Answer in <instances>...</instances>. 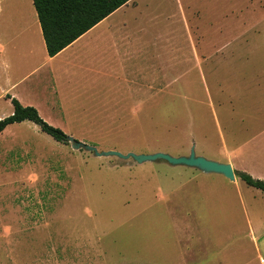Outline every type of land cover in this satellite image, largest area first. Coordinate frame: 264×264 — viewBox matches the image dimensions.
I'll list each match as a JSON object with an SVG mask.
<instances>
[{
    "label": "rangeland",
    "instance_id": "rangeland-1",
    "mask_svg": "<svg viewBox=\"0 0 264 264\" xmlns=\"http://www.w3.org/2000/svg\"><path fill=\"white\" fill-rule=\"evenodd\" d=\"M159 7L167 21L151 32L150 70L111 100L40 117L99 152L179 157L193 147L262 179L253 175L264 176V149L254 159L238 149L264 148L254 140L264 132V0ZM202 175L96 157L13 124L0 136V264H264V194Z\"/></svg>",
    "mask_w": 264,
    "mask_h": 264
},
{
    "label": "crops",
    "instance_id": "crops-1",
    "mask_svg": "<svg viewBox=\"0 0 264 264\" xmlns=\"http://www.w3.org/2000/svg\"><path fill=\"white\" fill-rule=\"evenodd\" d=\"M157 3L159 0H130L49 57L32 0H0V100L8 102V115L13 107L6 96L23 107H33L40 116L42 108L66 112L78 101L104 102L111 100L114 92L119 95L121 84L128 87L131 79L141 76L137 70L151 68V57L149 66L144 65L146 52L158 45H153L151 32L162 31L157 24L167 21L168 13L160 7L153 11ZM162 11H166V19L163 15L153 17ZM130 69L136 70L129 75ZM4 117L0 114V119ZM254 140L264 142V132ZM262 149L247 146L238 151L246 155L251 151L254 159L263 154ZM261 158L258 166L264 168ZM253 176L264 181L260 174ZM202 177L225 187L231 182L216 174ZM238 180L235 177L230 184H238Z\"/></svg>",
    "mask_w": 264,
    "mask_h": 264
},
{
    "label": "trees",
    "instance_id": "trees-1",
    "mask_svg": "<svg viewBox=\"0 0 264 264\" xmlns=\"http://www.w3.org/2000/svg\"><path fill=\"white\" fill-rule=\"evenodd\" d=\"M130 0H32L41 29L47 55L55 56L100 21ZM13 107L11 115L0 119V134L6 127L24 121L39 127L41 132L58 143L68 144V135L59 128L47 124L33 107H23L6 96ZM234 175L248 187L264 194V181L245 172L234 171Z\"/></svg>",
    "mask_w": 264,
    "mask_h": 264
},
{
    "label": "water",
    "instance_id": "water-1",
    "mask_svg": "<svg viewBox=\"0 0 264 264\" xmlns=\"http://www.w3.org/2000/svg\"><path fill=\"white\" fill-rule=\"evenodd\" d=\"M70 146L74 150H84L92 153L96 157H117L120 159H131L137 164L146 162L165 161L171 166H182L195 169L203 174H216L221 175L225 179L233 182L235 180L234 170L230 164L220 163L212 160H208L201 156H196L194 148L190 149L187 156L172 157L164 153H153L146 155H136L133 153H127L125 155L116 151L99 152L95 147L76 141L72 137H68Z\"/></svg>",
    "mask_w": 264,
    "mask_h": 264
}]
</instances>
